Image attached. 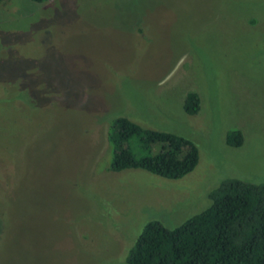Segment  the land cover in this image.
<instances>
[{
    "label": "rangeland",
    "instance_id": "rangeland-1",
    "mask_svg": "<svg viewBox=\"0 0 264 264\" xmlns=\"http://www.w3.org/2000/svg\"><path fill=\"white\" fill-rule=\"evenodd\" d=\"M118 117L190 140L197 166L110 171ZM227 179L264 183V0L0 2V264H127Z\"/></svg>",
    "mask_w": 264,
    "mask_h": 264
},
{
    "label": "trees",
    "instance_id": "trees-1",
    "mask_svg": "<svg viewBox=\"0 0 264 264\" xmlns=\"http://www.w3.org/2000/svg\"><path fill=\"white\" fill-rule=\"evenodd\" d=\"M199 104V96L188 93L183 110L195 115ZM107 141L112 149L109 170L113 172L139 169L178 180L198 164V150L190 140L144 129L124 117L110 122ZM226 141L230 147H239L241 132H231ZM154 148L158 151L152 154ZM209 199L207 209L174 229L159 222L146 224L128 252L126 263L264 264V183L227 179L209 194Z\"/></svg>",
    "mask_w": 264,
    "mask_h": 264
}]
</instances>
